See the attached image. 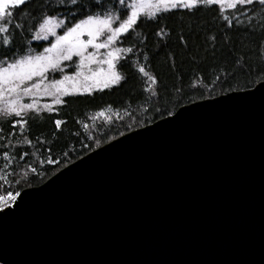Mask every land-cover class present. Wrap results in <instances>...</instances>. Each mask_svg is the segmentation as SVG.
<instances>
[{"label": "water", "instance_id": "1", "mask_svg": "<svg viewBox=\"0 0 264 264\" xmlns=\"http://www.w3.org/2000/svg\"><path fill=\"white\" fill-rule=\"evenodd\" d=\"M19 193L0 264H264V87L182 106Z\"/></svg>", "mask_w": 264, "mask_h": 264}, {"label": "trees", "instance_id": "2", "mask_svg": "<svg viewBox=\"0 0 264 264\" xmlns=\"http://www.w3.org/2000/svg\"><path fill=\"white\" fill-rule=\"evenodd\" d=\"M248 11L253 12L252 6ZM258 12L259 5L256 6ZM253 24L255 29L251 27ZM158 25L164 28L162 37L155 36ZM233 25V28H228L222 18L208 11H201L191 19L182 12L169 13L167 18L158 21L142 19L138 21L132 38L144 43L138 44L139 51L134 49L128 58L123 69L126 81L111 89L93 92L91 97H65L66 100H75V103L57 108L53 113L41 110L37 115L29 112L25 117L28 124L23 134L18 127L11 128L12 117L0 116V135L7 137L0 141V175H5L4 151L12 157V167L7 169V173H12L8 176L11 186L4 184L1 187L3 191L20 192L40 186L67 165L110 142L109 136L116 139L122 136L121 132L127 134L165 119L169 111L174 113L182 106L249 90L261 83L264 79V16L253 13L250 22L244 19L240 26H235L234 22ZM181 37L185 43L180 42ZM209 37H215V40H209ZM44 46H48L47 41H32L36 51H42ZM118 46H130L129 40ZM229 56L233 60L242 57L247 62L245 72L237 73L233 78L222 76L212 84L228 66ZM133 60L139 61L157 79L153 86L155 96L143 91L149 82L136 67H132ZM229 71L233 69L229 68ZM49 76L58 78L59 73H50ZM109 108L111 123H103L104 117L90 119L97 111ZM57 118L65 122L59 132L52 122ZM85 124L88 125L87 130L83 127ZM129 124L132 125L130 129L127 127ZM89 135L92 140L88 139ZM26 138L30 141L27 145L22 143ZM19 155L24 159H19ZM48 159L56 163L48 164ZM29 167H34L36 172H27ZM25 173L26 179L23 178Z\"/></svg>", "mask_w": 264, "mask_h": 264}, {"label": "snow or ice", "instance_id": "3", "mask_svg": "<svg viewBox=\"0 0 264 264\" xmlns=\"http://www.w3.org/2000/svg\"><path fill=\"white\" fill-rule=\"evenodd\" d=\"M249 6H252V13L248 11ZM201 11L215 13L231 29L233 22L237 27L244 19L250 22L253 13L264 16V0H130L127 3L126 0H0V116L12 117L11 128L18 127L23 134L29 112L39 115L42 108L53 113L57 108L75 103L65 97H91L93 92L120 85L127 79L123 69L128 58L134 49L139 51L138 44L144 43L132 38L138 21H158L167 18L169 13L179 12L191 19ZM251 27L255 29L256 25ZM163 34L164 28L158 25L155 36L162 37ZM208 39L214 41L215 37ZM124 40H129L130 46H118ZM32 41H47L48 46L36 51ZM180 42L185 43L183 37ZM144 59L147 60L146 55ZM121 61L125 63L121 64ZM246 63L242 57L233 60L229 56L228 66L212 84L222 76L233 78L237 73L243 74ZM132 67H136L149 82L143 91L155 96L153 86L157 79L139 61L133 60ZM50 73H59V77H50ZM261 87H264V79H261ZM39 97H46L51 103L40 105ZM25 99L30 102H22ZM110 111V108L102 109L90 119L104 117L103 123H111ZM167 114L173 115L170 111ZM52 122L57 132L65 123L59 118ZM83 127L88 129L87 124ZM127 127L130 129L132 125ZM6 138L0 135V141ZM88 139L93 137L89 135ZM112 139L114 137H108V141ZM22 143L27 145L30 141L26 138ZM19 159L23 160L24 156L19 155ZM3 160L5 175H0V187L11 186L8 176L12 173H7V169L12 167V157L7 151L3 153ZM47 163L56 161L48 159ZM27 172H36V169L29 167ZM23 178L26 179V173ZM5 191L6 194H0V207L6 209L20 193Z\"/></svg>", "mask_w": 264, "mask_h": 264}, {"label": "rangeland", "instance_id": "4", "mask_svg": "<svg viewBox=\"0 0 264 264\" xmlns=\"http://www.w3.org/2000/svg\"><path fill=\"white\" fill-rule=\"evenodd\" d=\"M57 31H58V30H57ZM22 102H30V101H28L27 99H25V100L22 101ZM37 102H38L40 105H43V104H45V103H51L50 99H48V98H46V97H39ZM41 110H43V109L41 108Z\"/></svg>", "mask_w": 264, "mask_h": 264}, {"label": "built area", "instance_id": "5", "mask_svg": "<svg viewBox=\"0 0 264 264\" xmlns=\"http://www.w3.org/2000/svg\"><path fill=\"white\" fill-rule=\"evenodd\" d=\"M0 194H6V191H3V189L0 187ZM14 204V202H12V205ZM4 208L0 207V210H2Z\"/></svg>", "mask_w": 264, "mask_h": 264}]
</instances>
